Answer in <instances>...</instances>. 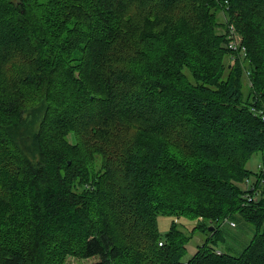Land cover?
I'll return each mask as SVG.
<instances>
[{
	"label": "trees",
	"instance_id": "trees-1",
	"mask_svg": "<svg viewBox=\"0 0 264 264\" xmlns=\"http://www.w3.org/2000/svg\"><path fill=\"white\" fill-rule=\"evenodd\" d=\"M260 112L264 0H0V264H264Z\"/></svg>",
	"mask_w": 264,
	"mask_h": 264
},
{
	"label": "rangeland",
	"instance_id": "rangeland-1",
	"mask_svg": "<svg viewBox=\"0 0 264 264\" xmlns=\"http://www.w3.org/2000/svg\"><path fill=\"white\" fill-rule=\"evenodd\" d=\"M220 19H221V15L219 17V21ZM220 32L223 33L224 30ZM245 82L247 81L245 80ZM245 168L251 173H253L250 177L251 178L250 181L252 179H256L257 174L259 172L261 171L264 172V151L261 150L255 151L246 161ZM172 220H175V222L177 223V227L187 235L190 234L192 227L195 226L196 224V221H192L184 217L174 218L170 216L159 215L157 217V223H158V232L160 235H163L168 231L169 225ZM242 228L243 227H241L239 224H237L236 227H231L228 225V223H222L221 231L225 237V241H218L214 245L215 249L219 250L220 252L230 253L233 255L238 254V252L242 248V244L246 242L250 234L249 230L243 232L241 230ZM203 241H204V234L196 231L193 237L189 240V242L186 245V254L183 257V261H186L189 257H191L196 251V247L199 244H201V242ZM98 260H99L98 257H92L89 259H80L73 256H67L65 258L64 264H94L98 262Z\"/></svg>",
	"mask_w": 264,
	"mask_h": 264
},
{
	"label": "built area",
	"instance_id": "built-area-1",
	"mask_svg": "<svg viewBox=\"0 0 264 264\" xmlns=\"http://www.w3.org/2000/svg\"><path fill=\"white\" fill-rule=\"evenodd\" d=\"M222 21H227L224 12L220 13ZM225 38H226V48L230 51L237 54V57L245 58V48L242 45L241 38L237 31L235 30L234 26L232 24H227L226 30H225ZM248 75V73H245ZM251 111L256 114V111L254 108H251ZM261 118L264 119V116L262 115V112H260ZM262 172V171H261ZM263 173V172H262ZM264 185V180H259L258 186ZM243 187L245 189L244 198L247 200V202H253L257 201L258 199V190L255 188L252 181H250L249 178L245 179L243 182ZM223 223H228L229 226L235 227V223L232 220L225 219ZM217 254H220V251H216Z\"/></svg>",
	"mask_w": 264,
	"mask_h": 264
},
{
	"label": "water",
	"instance_id": "water-1",
	"mask_svg": "<svg viewBox=\"0 0 264 264\" xmlns=\"http://www.w3.org/2000/svg\"><path fill=\"white\" fill-rule=\"evenodd\" d=\"M209 230H211V227L209 228Z\"/></svg>",
	"mask_w": 264,
	"mask_h": 264
}]
</instances>
